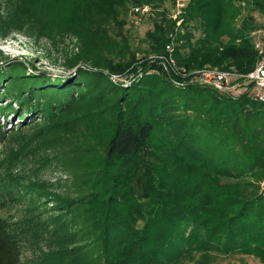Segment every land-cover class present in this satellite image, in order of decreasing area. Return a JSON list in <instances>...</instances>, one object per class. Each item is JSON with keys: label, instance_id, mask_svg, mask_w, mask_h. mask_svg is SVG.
<instances>
[{"label": "trees", "instance_id": "obj_1", "mask_svg": "<svg viewBox=\"0 0 264 264\" xmlns=\"http://www.w3.org/2000/svg\"><path fill=\"white\" fill-rule=\"evenodd\" d=\"M14 1L25 18L49 28L47 36L79 40L68 69L85 63L92 70L39 89L36 76L17 73L1 92L11 99L0 105V145L15 133L1 122L7 111L20 121L33 114L26 125L40 135L71 132L67 182L76 192L26 184V175L9 172L22 155L0 158V172L8 171L0 184L10 178L16 192L8 189V202L33 199L17 218L5 217L0 202V264H184L214 252L264 262V103L253 99L252 84L236 97L195 80L206 67L235 66L239 75L255 69L252 35L260 28L243 10L264 15V0ZM186 1L178 26L173 7ZM144 5L152 12L142 23L151 26L139 38L129 14ZM13 63L0 67V79ZM77 136L82 146L74 145ZM28 244L41 254L24 260Z\"/></svg>", "mask_w": 264, "mask_h": 264}, {"label": "rangeland", "instance_id": "obj_2", "mask_svg": "<svg viewBox=\"0 0 264 264\" xmlns=\"http://www.w3.org/2000/svg\"><path fill=\"white\" fill-rule=\"evenodd\" d=\"M184 8L187 6L186 3H181ZM174 8V7H173ZM130 15V14H129ZM252 16L255 19L254 25H258L260 29L255 31L252 35L253 43L256 45L258 43L264 44V15H261L257 11H252L246 5L245 10H243V17L247 18ZM0 67H6L7 61H14L16 63L11 64L12 68L2 71L4 74L8 75L7 78L0 79V95L2 94L4 88H8L12 81L17 78V73L21 76H31L34 75L38 78L35 86L37 89L42 88L50 84L49 80L54 81L55 79H61L67 76L75 77L79 74V69H85L86 71L92 70L85 63L79 64L78 67L74 69H68L66 64L71 55H77L80 52V42L73 35L59 37H49V28L43 29L44 27L34 23L33 21L25 18L23 10L14 0H0ZM130 17V16H129ZM129 23L132 26L129 18ZM31 25V26H29ZM179 26V24L177 23ZM134 26V25H133ZM148 22L141 23L133 28L134 34L139 38H144L147 30L150 28ZM48 31V32H47ZM197 36H200L196 33ZM19 62H24L27 68L23 70V67ZM212 69L229 71L235 75H238L237 67L231 66L227 67L225 64L219 67H212ZM13 74H16L15 77ZM13 76V79H10ZM114 83H118L122 77L111 76ZM117 77V78H116ZM123 80V79H122ZM232 85L230 90L233 91L232 94L236 97L240 96L248 90L249 83L244 82L242 78L231 79ZM124 86L131 85V82L124 81ZM2 96V95H1ZM10 97L6 99H0V105L5 104ZM7 116L6 121L2 118L1 122L7 126V131L15 130V133L22 129L20 133L25 136H20L17 134H10L8 140L0 145V158L10 157L13 152H18L19 156L22 155V163L18 164L15 168L9 171L13 176L26 175V184L28 182H46L50 187L53 185V192L55 193H75L76 191L70 186V170L72 159L67 156V147L69 145V138H72L71 132L69 137L68 133L59 132L57 135H40L38 134L39 127H31L26 125L27 121H32L33 114L26 115L22 121L19 120L17 116L7 111L5 113ZM39 118V119H38ZM36 121L38 124H42L46 121L43 119L42 115H39ZM42 119V120H41ZM31 123V122H30ZM22 125V126H20ZM78 138L74 139V145H81L82 141ZM86 147L95 146V142L90 143L89 139L83 141ZM26 145L22 148L21 146ZM66 153V154H65ZM87 157V154H83ZM50 160L49 165L46 162ZM7 170L0 172V176L6 175ZM4 179L7 183H1L0 187H3L4 193L0 195L3 196L5 200H0V202H5L6 206L1 210V213L5 217H19L21 214L25 213L29 206L28 200H33L31 195L27 199L20 197L19 199L9 200V195L7 194L10 188L13 192L14 189L10 187L9 179ZM223 183H234L236 180H231L224 178ZM15 188V187H14ZM16 189V188H15ZM260 192L264 194V178L260 181ZM16 193V192H15ZM90 191H84L83 195H87ZM37 204L38 211L42 213L43 217L49 216V209L43 206L44 203L39 201ZM53 205H49L51 208ZM47 212V214H46ZM43 249V244L41 245ZM27 245L23 249V259L29 260L35 258L38 254H41L39 246ZM184 264H264L259 258L254 255L237 253L234 255L227 253H212L196 255V258L192 261L188 260Z\"/></svg>", "mask_w": 264, "mask_h": 264}, {"label": "built area", "instance_id": "obj_3", "mask_svg": "<svg viewBox=\"0 0 264 264\" xmlns=\"http://www.w3.org/2000/svg\"><path fill=\"white\" fill-rule=\"evenodd\" d=\"M184 6L182 4H178L174 7L171 17L174 20H177L180 25L182 22L181 16L183 14ZM152 12V7L149 5L137 6L131 9L130 11V22L135 27L140 25L144 18L147 17ZM258 53L259 60L255 66V69L248 75H235L229 71H221L212 69L210 67H206L202 70L196 72L195 80L207 87H211L218 92L226 93L233 92L230 90L232 85L231 79L239 77L244 80V82H248L252 84L253 87L251 89V94L253 99L257 102L264 103V44L258 43L255 45ZM167 50L170 54L173 52V45L170 44L167 46ZM170 65L173 70H175V62L173 59H170Z\"/></svg>", "mask_w": 264, "mask_h": 264}]
</instances>
